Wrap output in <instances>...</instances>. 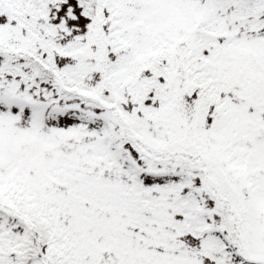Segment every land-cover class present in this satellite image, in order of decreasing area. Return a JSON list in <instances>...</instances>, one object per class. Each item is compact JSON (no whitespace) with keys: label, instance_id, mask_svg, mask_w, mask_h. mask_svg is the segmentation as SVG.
Segmentation results:
<instances>
[{"label":"snow or ice","instance_id":"6c2138e0","mask_svg":"<svg viewBox=\"0 0 264 264\" xmlns=\"http://www.w3.org/2000/svg\"><path fill=\"white\" fill-rule=\"evenodd\" d=\"M0 264H264V0H0Z\"/></svg>","mask_w":264,"mask_h":264}]
</instances>
